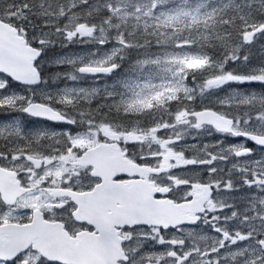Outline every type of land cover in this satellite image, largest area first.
<instances>
[{
  "label": "snow or ice",
  "instance_id": "obj_1",
  "mask_svg": "<svg viewBox=\"0 0 264 264\" xmlns=\"http://www.w3.org/2000/svg\"><path fill=\"white\" fill-rule=\"evenodd\" d=\"M0 23V226L33 234L0 264H73L50 221L111 264H264V0H0ZM109 183L142 192L69 229Z\"/></svg>",
  "mask_w": 264,
  "mask_h": 264
},
{
  "label": "flooded vegetation",
  "instance_id": "obj_2",
  "mask_svg": "<svg viewBox=\"0 0 264 264\" xmlns=\"http://www.w3.org/2000/svg\"><path fill=\"white\" fill-rule=\"evenodd\" d=\"M97 160L101 170L105 173H111L113 170L120 168L125 171L134 172L136 167L130 161H121L111 151H102L98 153ZM122 195H116L117 190L109 183L103 184L95 193H88L78 197V199L84 201L81 207L73 214V217L68 220V228L74 227L73 221H85L96 223L98 220L101 223H106L108 214L113 211L114 203H122L128 206L133 205L132 200L139 199L142 188L137 185L128 186L119 190ZM47 225L55 226L58 230L63 233L70 242V248L78 250L80 246L76 243L79 241V237H83L86 241L84 247L86 250H97V252H103L104 250L110 251L111 244L107 240H102L86 230L77 232L76 236L73 237L69 232L65 231L64 224L61 222L50 221ZM75 227H80L75 225ZM86 228V224L84 226ZM100 243V247L97 248L96 243ZM111 264V261H108Z\"/></svg>",
  "mask_w": 264,
  "mask_h": 264
},
{
  "label": "water",
  "instance_id": "obj_3",
  "mask_svg": "<svg viewBox=\"0 0 264 264\" xmlns=\"http://www.w3.org/2000/svg\"><path fill=\"white\" fill-rule=\"evenodd\" d=\"M18 38L14 36V30L7 23H0V50H6L11 55H15L18 48ZM98 191V189H97ZM135 201L132 200L134 205ZM7 231L8 239L0 241V248L18 246L20 241L28 238H33V234L22 229L5 228L0 226V233ZM36 239L43 242L52 251L49 253L53 258L62 261H71L73 264H108V261H112L113 251L112 247L110 251L104 250L103 252H97V250H86L85 239L79 237V241L76 243L80 246L78 250L70 248V239H68L63 233H61L57 227L47 225L39 230L35 234ZM97 248L100 247V243H96Z\"/></svg>",
  "mask_w": 264,
  "mask_h": 264
}]
</instances>
